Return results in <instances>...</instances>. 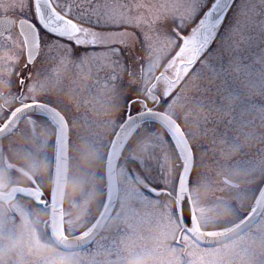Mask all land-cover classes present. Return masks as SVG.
I'll use <instances>...</instances> for the list:
<instances>
[{
	"label": "snow or ice",
	"instance_id": "snow-or-ice-1",
	"mask_svg": "<svg viewBox=\"0 0 264 264\" xmlns=\"http://www.w3.org/2000/svg\"><path fill=\"white\" fill-rule=\"evenodd\" d=\"M0 89V264H264V0H0Z\"/></svg>",
	"mask_w": 264,
	"mask_h": 264
},
{
	"label": "rangeland",
	"instance_id": "rangeland-1",
	"mask_svg": "<svg viewBox=\"0 0 264 264\" xmlns=\"http://www.w3.org/2000/svg\"><path fill=\"white\" fill-rule=\"evenodd\" d=\"M72 71H73V70L70 69L69 72H68L67 74L70 75ZM76 71H78V70H76ZM87 72H88V68H87V66H86L85 69H84V73H87ZM106 72H107L106 69H101L100 72H99L98 74H99V76L103 77V76L106 74ZM96 75H97L96 70H95V69H92V76L95 77ZM90 82H91L90 80H85V79H84V74L82 73V74H81V80H80V83H81V84H84V83H90ZM189 83L191 84V81H189ZM0 91H6V89H0ZM85 98H86V97H85ZM88 114L91 116V115H92L91 111H89ZM37 131L39 132L40 129H37ZM132 166L134 167L135 165L133 164ZM18 175H19V174H18ZM141 210H143V209H141Z\"/></svg>",
	"mask_w": 264,
	"mask_h": 264
},
{
	"label": "flooded vegetation",
	"instance_id": "flooded-vegetation-1",
	"mask_svg": "<svg viewBox=\"0 0 264 264\" xmlns=\"http://www.w3.org/2000/svg\"><path fill=\"white\" fill-rule=\"evenodd\" d=\"M18 175V174H17ZM19 176V175H18ZM21 183H27L26 179L23 177H19Z\"/></svg>",
	"mask_w": 264,
	"mask_h": 264
}]
</instances>
